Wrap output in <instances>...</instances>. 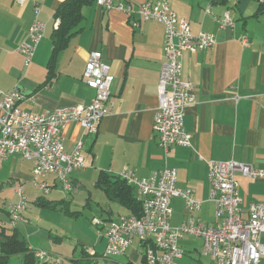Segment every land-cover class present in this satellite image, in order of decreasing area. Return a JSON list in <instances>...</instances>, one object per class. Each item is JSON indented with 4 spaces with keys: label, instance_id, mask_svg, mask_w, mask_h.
<instances>
[{
    "label": "crops",
    "instance_id": "0c3cea01",
    "mask_svg": "<svg viewBox=\"0 0 264 264\" xmlns=\"http://www.w3.org/2000/svg\"><path fill=\"white\" fill-rule=\"evenodd\" d=\"M62 1L26 0L19 7L14 0H0V93L20 88L27 100L20 102L19 108L35 114L87 106L94 92L82 75L89 55L99 52L114 78L112 106L96 125L95 134L83 135L76 122L69 123L62 132L66 152L72 151L78 141L83 143L84 165L71 174L72 188H81L88 178L95 183L100 172L117 175L125 168L139 178H147L166 166L175 170L178 189H192L195 199L202 203L201 211L205 204L212 207L211 222L201 218V211L198 217L213 224L207 163L233 160L264 170V13L255 16L260 0H168L169 8L189 24L193 35L212 34L216 44L204 52L182 55V78L193 86L194 103L185 109L183 118L192 148L172 146L166 156L153 132L156 86L163 61V27L150 21L133 28L132 19L117 11H104L94 3L83 9L79 33L58 55L55 76L44 84L56 25L53 15ZM124 1L136 7L145 0ZM35 4L40 7L37 17L45 30L26 65L18 48L35 19ZM225 12H229L234 25L220 29L217 20ZM18 155L4 159L10 162L11 178L22 186L32 183L35 188L34 162L22 160L20 166L15 165ZM45 181L50 192L61 191L52 177ZM237 182L244 212L250 204L264 203V180L237 178ZM60 200L65 201H49ZM4 214L7 224H1L9 226L6 208ZM106 215V220L115 219L110 209ZM182 217L181 224L186 218L183 203Z\"/></svg>",
    "mask_w": 264,
    "mask_h": 264
},
{
    "label": "built area",
    "instance_id": "2783aa9c",
    "mask_svg": "<svg viewBox=\"0 0 264 264\" xmlns=\"http://www.w3.org/2000/svg\"><path fill=\"white\" fill-rule=\"evenodd\" d=\"M14 1L19 7L26 2ZM95 4L104 11H117L132 19L130 25L133 28H137L140 22L150 21L163 27V61L156 86L153 132L164 156L172 146L192 148L191 135L184 129L183 118L185 109L194 103L193 86L182 78L181 58L186 52L199 53L214 47L215 37L206 32L193 35L189 24L169 8L168 0H145L136 7L124 0H96ZM39 8V5H34L35 19L28 29L27 39L18 48L26 65L43 39L45 24L37 17ZM217 22L220 29L234 25L229 12H225ZM242 42L245 44L247 40L243 38ZM82 78L94 92L93 100L87 106L35 114L19 108L18 104L27 100L20 88L0 93V164L13 154L33 161L34 186L46 195L50 192L45 181L47 177H52L61 191L70 192L71 174L84 165L81 140L72 151L64 150L62 132L66 126L76 122L83 135L95 134L96 125L110 113L114 78L110 66L101 61L99 52L89 55ZM207 172L208 201L214 205V223L210 225L198 217L202 203L195 199L192 189L176 187L175 170L164 166L147 178H139L124 168L117 176L134 189L141 201V214L138 218L120 215L110 220H92L105 241L101 257L106 260L122 257L131 243L137 241L146 264H181L179 261L187 253L178 242L185 235H190L201 239L197 252L200 257H210L212 263L209 264H261L264 258V203L250 204L244 212L237 178L264 180V170L229 160L208 162ZM16 193L18 202L6 208L10 227L25 221L26 199L21 188ZM173 199L183 202L186 218L180 226L170 225ZM87 252L92 257L95 255L91 250ZM33 255L40 263L64 264L59 256L44 250H33ZM194 264L201 262L194 260Z\"/></svg>",
    "mask_w": 264,
    "mask_h": 264
},
{
    "label": "rangeland",
    "instance_id": "374dc122",
    "mask_svg": "<svg viewBox=\"0 0 264 264\" xmlns=\"http://www.w3.org/2000/svg\"><path fill=\"white\" fill-rule=\"evenodd\" d=\"M12 156V155H11ZM15 165L20 166L22 160L18 155ZM25 161V160H24ZM10 162L0 164V224L1 221L7 224L4 208L18 202L16 190L21 188L26 198L25 211L23 212L24 223H17L15 228L22 233L28 245L34 249H43L49 253L60 257L64 264H72L71 260L80 257L81 250H91L98 256L97 264H123L128 260L138 264L140 261L141 249L139 243L134 241L122 257L103 259L105 241L101 239V230L96 227L92 220H106V210L113 212V217L117 214H125L118 205L109 203L103 192L95 186L94 179L88 178L81 188H72L70 192L57 191L43 194L31 184L20 185L11 178ZM37 197L51 199H65L62 210H50L37 207L33 202ZM182 200L173 199L171 202L172 215L171 226H180L184 220L182 217ZM210 205H203L201 218L206 222L212 221ZM8 230L10 225L5 226ZM56 239V240H55ZM59 239V240H58ZM264 243V236L262 238ZM202 244L201 239L194 236L185 235L179 240L178 245L186 251L185 258L180 260L181 264H194V260H199L201 264L212 263L210 257H200L198 250ZM264 264V258L261 259Z\"/></svg>",
    "mask_w": 264,
    "mask_h": 264
},
{
    "label": "trees",
    "instance_id": "16d2710c",
    "mask_svg": "<svg viewBox=\"0 0 264 264\" xmlns=\"http://www.w3.org/2000/svg\"><path fill=\"white\" fill-rule=\"evenodd\" d=\"M96 0H63L55 9L53 18L56 27L51 35V53L46 65L45 83L55 76V65L58 55L66 48L69 40L80 31V24L83 21V9L93 5ZM264 13V0L260 4L255 16ZM95 186L104 193L109 203L118 205L124 210L125 215H132L138 218L141 214V201L136 197L134 189L127 185L117 175L100 172L96 178ZM37 207L56 210L63 209L65 201L53 202L38 197L33 202ZM56 240V239H55ZM59 240V239H58ZM98 255L92 257L87 251L81 250L80 257L71 260L72 264H97ZM0 264H44L37 261L33 250L29 248L25 236L15 227L8 230L0 224ZM123 264H135L128 260ZM138 264H146L142 255Z\"/></svg>",
    "mask_w": 264,
    "mask_h": 264
}]
</instances>
